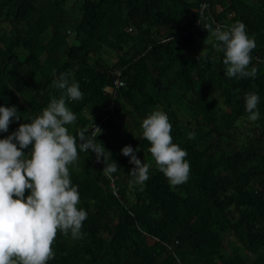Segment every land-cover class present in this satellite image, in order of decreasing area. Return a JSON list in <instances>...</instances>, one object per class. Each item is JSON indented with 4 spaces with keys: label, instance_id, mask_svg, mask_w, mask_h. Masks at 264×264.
Here are the masks:
<instances>
[{
    "label": "trees",
    "instance_id": "16d2710c",
    "mask_svg": "<svg viewBox=\"0 0 264 264\" xmlns=\"http://www.w3.org/2000/svg\"><path fill=\"white\" fill-rule=\"evenodd\" d=\"M236 22L255 40V78H228L205 29ZM61 73L83 94L66 100L77 120L65 127L90 136L98 125L118 169L106 177L103 158L77 144L68 168L87 218L82 238L58 231L47 264H264V0H0V106L21 118L0 139L60 98ZM248 93L259 96L255 121ZM156 110L187 152L186 183L169 184L142 136ZM124 146L149 165L143 184Z\"/></svg>",
    "mask_w": 264,
    "mask_h": 264
},
{
    "label": "clouds",
    "instance_id": "9594fccd",
    "mask_svg": "<svg viewBox=\"0 0 264 264\" xmlns=\"http://www.w3.org/2000/svg\"><path fill=\"white\" fill-rule=\"evenodd\" d=\"M205 29L215 37L214 47L224 54L223 64L228 78H255L257 69L252 67L254 39L249 38L242 22H236L228 30ZM53 87L62 90L59 99L52 97L47 107L28 123L4 139H0V264H47L54 258L52 245L59 232L71 233L73 239L82 238V222L87 212L78 209L80 196L77 186L70 180L68 166L78 160L79 150H91L99 162L103 158V174L111 178L118 169L117 163L106 164L109 153L103 144L96 143L102 129L94 125L91 135L79 130L76 136L66 125H73L77 116L66 106V100L83 98L79 84L69 82L68 74L61 73L53 81ZM249 119L259 118V96L245 95ZM15 106H0V132H8L10 123L19 121ZM142 136L150 142L149 152L159 171L171 186L188 181L190 164L185 160L187 152L173 143L172 125L166 113L156 110L142 121ZM189 139L195 133H188ZM31 146L27 154L24 149ZM133 164L130 176L137 184L149 179V165L137 158L131 146L121 149ZM112 159V157H111ZM26 190L30 194L25 198Z\"/></svg>",
    "mask_w": 264,
    "mask_h": 264
},
{
    "label": "built area",
    "instance_id": "2783aa9c",
    "mask_svg": "<svg viewBox=\"0 0 264 264\" xmlns=\"http://www.w3.org/2000/svg\"><path fill=\"white\" fill-rule=\"evenodd\" d=\"M201 7H205V3H201ZM204 9V8H203ZM218 25H221V24H218ZM123 84V81L122 79L118 78V77H115L112 81V85L115 86V87H118L120 85ZM98 126V125H96ZM93 130H94V127H93Z\"/></svg>",
    "mask_w": 264,
    "mask_h": 264
}]
</instances>
